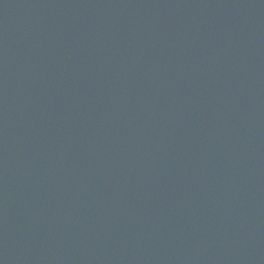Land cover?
Instances as JSON below:
<instances>
[{
    "label": "water",
    "instance_id": "water-1",
    "mask_svg": "<svg viewBox=\"0 0 264 264\" xmlns=\"http://www.w3.org/2000/svg\"><path fill=\"white\" fill-rule=\"evenodd\" d=\"M0 264H264V0H0Z\"/></svg>",
    "mask_w": 264,
    "mask_h": 264
}]
</instances>
